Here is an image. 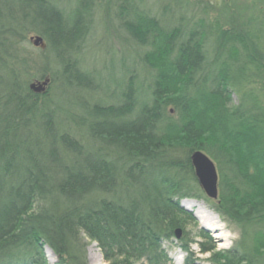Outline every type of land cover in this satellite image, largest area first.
Returning a JSON list of instances; mask_svg holds the SVG:
<instances>
[{"label": "trees", "instance_id": "obj_1", "mask_svg": "<svg viewBox=\"0 0 264 264\" xmlns=\"http://www.w3.org/2000/svg\"><path fill=\"white\" fill-rule=\"evenodd\" d=\"M257 1L258 14L231 26L169 25L120 0L117 18L142 48L150 79L138 95L129 77L115 101L88 107L83 142L61 129L56 105L67 88L92 89L78 62L88 5L78 0L67 14L51 0H0V264H50L45 246L55 264H88L84 236L108 264H170L162 242L174 239L189 264L185 229L195 219L185 198L203 199L239 232L232 247L210 256L214 264H264V0ZM31 33L45 41L43 61L48 54L56 66L34 76L49 78L39 93L16 53ZM193 150L216 166V199L199 187Z\"/></svg>", "mask_w": 264, "mask_h": 264}, {"label": "rangeland", "instance_id": "obj_2", "mask_svg": "<svg viewBox=\"0 0 264 264\" xmlns=\"http://www.w3.org/2000/svg\"><path fill=\"white\" fill-rule=\"evenodd\" d=\"M65 13L69 14L77 5L78 0H51ZM120 0H83L88 9L83 16L85 24V40L78 53V62L82 69L93 76L90 86L92 89H65V98L59 99L56 110L61 129L76 133L83 142H89L85 125L86 109L95 102H112L113 97L120 95L124 82L131 78L138 89V95L149 82L150 72L143 66L139 55L141 47L133 44L117 18V3ZM139 6L150 15L156 16L164 23L173 25L175 20L183 19L189 24L197 19L205 23L214 21L225 25H237L239 20H247L248 16L259 13L261 4L257 0H135ZM28 34L26 41L17 49L18 65L27 70L30 82L35 80V75L40 70L50 69L55 71V62L48 54L47 61H43V51L46 49L45 41L42 46H34ZM40 36V35H39ZM22 69V70H23ZM58 82L55 81L51 90L58 91ZM47 87V86H46ZM113 96V97H112ZM140 97V96H139ZM237 101V96L233 95ZM91 141V140H90ZM193 198H185L184 201ZM205 207L215 215V223L205 227L200 217L195 213L196 206L184 208L188 210L195 221L185 229L187 236L192 241L189 244L191 263L189 264H214L209 258L214 252L229 249L239 238L237 228L224 222L221 217L209 208L203 199ZM86 242V257L88 264H108L100 253L97 244L83 237ZM206 251L201 250V245ZM162 246L167 251L170 264H184L186 253L177 246L176 240L163 241ZM56 257L50 261L55 264ZM140 264V263H136Z\"/></svg>", "mask_w": 264, "mask_h": 264}, {"label": "water", "instance_id": "obj_3", "mask_svg": "<svg viewBox=\"0 0 264 264\" xmlns=\"http://www.w3.org/2000/svg\"><path fill=\"white\" fill-rule=\"evenodd\" d=\"M30 40H32L34 46L43 45V39L39 35L30 36ZM48 82L49 78L47 77L42 80H34L29 83V88L37 93L43 92ZM190 162L201 190L208 198L216 199L218 196V173L212 159L201 150H193L190 153ZM180 235L181 229L177 228L175 237L178 238Z\"/></svg>", "mask_w": 264, "mask_h": 264}, {"label": "bare ground", "instance_id": "obj_4", "mask_svg": "<svg viewBox=\"0 0 264 264\" xmlns=\"http://www.w3.org/2000/svg\"><path fill=\"white\" fill-rule=\"evenodd\" d=\"M183 205L189 209L193 206H196L195 214L200 217V220L205 227H211L213 223H215L216 215L213 212H211L209 209H207L203 204V202L197 201L196 199H190L188 201H184ZM44 250L48 261L49 262L52 261L54 258V254L52 250L48 246H45Z\"/></svg>", "mask_w": 264, "mask_h": 264}]
</instances>
